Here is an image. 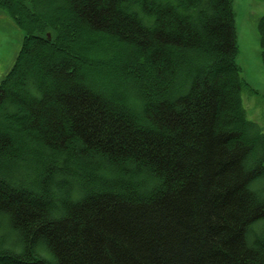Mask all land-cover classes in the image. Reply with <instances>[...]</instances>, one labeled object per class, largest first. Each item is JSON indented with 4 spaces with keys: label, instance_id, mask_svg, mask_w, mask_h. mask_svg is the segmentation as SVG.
<instances>
[{
    "label": "trees",
    "instance_id": "trees-1",
    "mask_svg": "<svg viewBox=\"0 0 264 264\" xmlns=\"http://www.w3.org/2000/svg\"><path fill=\"white\" fill-rule=\"evenodd\" d=\"M1 7L25 36L0 83V264H264L232 0Z\"/></svg>",
    "mask_w": 264,
    "mask_h": 264
},
{
    "label": "rangeland",
    "instance_id": "rangeland-1",
    "mask_svg": "<svg viewBox=\"0 0 264 264\" xmlns=\"http://www.w3.org/2000/svg\"><path fill=\"white\" fill-rule=\"evenodd\" d=\"M30 4V2L28 1ZM237 52L235 63L242 80V100L249 119L257 122L264 132V63L258 30L264 15V0H232ZM25 31L6 8H0V83L13 67L21 49ZM4 245L13 244L15 232L7 223L0 224Z\"/></svg>",
    "mask_w": 264,
    "mask_h": 264
}]
</instances>
